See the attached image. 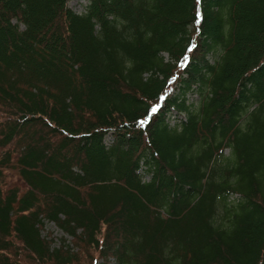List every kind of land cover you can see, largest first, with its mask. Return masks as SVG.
Returning a JSON list of instances; mask_svg holds the SVG:
<instances>
[{
	"label": "trees",
	"instance_id": "16d2710c",
	"mask_svg": "<svg viewBox=\"0 0 264 264\" xmlns=\"http://www.w3.org/2000/svg\"><path fill=\"white\" fill-rule=\"evenodd\" d=\"M71 1L0 0V264H264V0Z\"/></svg>",
	"mask_w": 264,
	"mask_h": 264
},
{
	"label": "rangeland",
	"instance_id": "374dc122",
	"mask_svg": "<svg viewBox=\"0 0 264 264\" xmlns=\"http://www.w3.org/2000/svg\"><path fill=\"white\" fill-rule=\"evenodd\" d=\"M69 6L74 12L82 13L85 7V2L84 0H72ZM174 115L175 113L170 114V123L172 126L175 124ZM14 185L22 186V184L17 180L14 181ZM47 233H52L57 243H59L60 239L63 237V233L58 230L53 224L46 225L44 235H46Z\"/></svg>",
	"mask_w": 264,
	"mask_h": 264
},
{
	"label": "bare ground",
	"instance_id": "6f19581e",
	"mask_svg": "<svg viewBox=\"0 0 264 264\" xmlns=\"http://www.w3.org/2000/svg\"><path fill=\"white\" fill-rule=\"evenodd\" d=\"M193 98H190V100H192ZM171 114V113H170ZM170 114H169V117H170ZM177 115L175 114L174 115V119H175V117H176ZM179 119H181V118H184V116L183 115H181V116H177ZM107 141H110V138L108 137L107 138Z\"/></svg>",
	"mask_w": 264,
	"mask_h": 264
},
{
	"label": "snow or ice",
	"instance_id": "6c2138e0",
	"mask_svg": "<svg viewBox=\"0 0 264 264\" xmlns=\"http://www.w3.org/2000/svg\"><path fill=\"white\" fill-rule=\"evenodd\" d=\"M153 111H155V108H153Z\"/></svg>",
	"mask_w": 264,
	"mask_h": 264
}]
</instances>
